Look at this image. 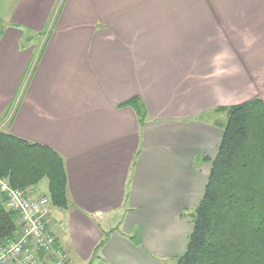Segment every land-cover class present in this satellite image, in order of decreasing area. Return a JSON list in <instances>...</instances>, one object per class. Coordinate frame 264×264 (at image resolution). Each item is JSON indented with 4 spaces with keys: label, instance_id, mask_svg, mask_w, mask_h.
<instances>
[{
    "label": "crops",
    "instance_id": "crops-1",
    "mask_svg": "<svg viewBox=\"0 0 264 264\" xmlns=\"http://www.w3.org/2000/svg\"><path fill=\"white\" fill-rule=\"evenodd\" d=\"M181 6L0 0V131L62 156L68 204L45 228L67 264H174L222 135L216 108L264 100L261 46L223 54L232 44L194 24L204 8ZM134 96L141 112L123 104Z\"/></svg>",
    "mask_w": 264,
    "mask_h": 264
},
{
    "label": "trees",
    "instance_id": "trees-1",
    "mask_svg": "<svg viewBox=\"0 0 264 264\" xmlns=\"http://www.w3.org/2000/svg\"><path fill=\"white\" fill-rule=\"evenodd\" d=\"M124 105L143 109L137 96ZM227 113L192 230L174 264H264V100L220 106ZM0 177L25 188L43 178L53 206L68 204L62 156L53 148L0 131ZM16 212L0 208V241L13 239Z\"/></svg>",
    "mask_w": 264,
    "mask_h": 264
},
{
    "label": "built area",
    "instance_id": "built-area-1",
    "mask_svg": "<svg viewBox=\"0 0 264 264\" xmlns=\"http://www.w3.org/2000/svg\"><path fill=\"white\" fill-rule=\"evenodd\" d=\"M51 204L48 196L35 195L26 187H13L0 177V208L16 212L15 236L20 234L18 240L0 241V264H39V253L52 264L68 263L67 252L45 228Z\"/></svg>",
    "mask_w": 264,
    "mask_h": 264
},
{
    "label": "rangeland",
    "instance_id": "rangeland-1",
    "mask_svg": "<svg viewBox=\"0 0 264 264\" xmlns=\"http://www.w3.org/2000/svg\"><path fill=\"white\" fill-rule=\"evenodd\" d=\"M178 1L182 6L180 11L189 10V5L194 4L195 8H204L198 11L195 9L194 15L199 14L195 17L194 24H197L200 29L205 28L208 25H212V29L215 30L219 41L223 43H230L226 49H223L222 53L230 55L234 50L242 51L243 44L247 43H257L261 46L260 56L252 57L254 62L253 69L258 72L260 76L264 75V57H261L264 53V0H175ZM211 8V9H210ZM201 12V13H198ZM232 12L240 13V15L233 17ZM210 14L213 15L212 18H206ZM220 14V15H219ZM220 17V18H219ZM226 19H225V18ZM220 19V21H219ZM229 29L233 30V34H237L238 31L244 32L240 39L232 36ZM252 29H258V32H252ZM257 33V34H256ZM231 41V42H230ZM242 43V45H241ZM245 43L246 48L248 45ZM239 45L238 48L236 45ZM218 50V49H217ZM214 50V53H217ZM221 52V51H220ZM259 86H261L259 84ZM262 91L264 88L261 86ZM217 122L225 123L227 120V113L216 112ZM36 191L39 194L47 193V180L46 178L41 179L37 184Z\"/></svg>",
    "mask_w": 264,
    "mask_h": 264
},
{
    "label": "water",
    "instance_id": "water-1",
    "mask_svg": "<svg viewBox=\"0 0 264 264\" xmlns=\"http://www.w3.org/2000/svg\"><path fill=\"white\" fill-rule=\"evenodd\" d=\"M20 238V234L14 237V240H18Z\"/></svg>",
    "mask_w": 264,
    "mask_h": 264
}]
</instances>
